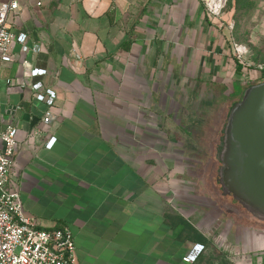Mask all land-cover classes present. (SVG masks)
<instances>
[{"label": "crops", "instance_id": "1", "mask_svg": "<svg viewBox=\"0 0 264 264\" xmlns=\"http://www.w3.org/2000/svg\"><path fill=\"white\" fill-rule=\"evenodd\" d=\"M18 2L12 30L27 37L2 69L0 130L18 128L12 174L40 226L68 225L80 264H264V220L252 227L224 192L191 204L188 190L207 187L167 179L156 160V141L169 139L160 128L172 77L187 65L190 76L228 69L223 21L201 0ZM36 67L47 72L31 77ZM38 81L57 93L49 124ZM198 243L197 258L184 260Z\"/></svg>", "mask_w": 264, "mask_h": 264}, {"label": "rangeland", "instance_id": "2", "mask_svg": "<svg viewBox=\"0 0 264 264\" xmlns=\"http://www.w3.org/2000/svg\"><path fill=\"white\" fill-rule=\"evenodd\" d=\"M218 18L223 21L217 24V33L227 50L224 66L228 69H214L213 73L202 69L200 76H190L192 69L187 65L185 75L172 77V85L177 86H172L177 88L172 93V114L160 128L164 138L169 139L156 141V160L164 166L167 179L207 187L188 190L193 194L188 195L191 204L200 202L196 198L209 201L210 195H200L201 192L222 196L220 148L230 109L242 95L236 84L246 83L249 72L264 65V0H226ZM237 44L243 45L244 53L239 54ZM237 59L245 69L237 70ZM229 196L235 206L243 207ZM250 214L251 226H257L256 217Z\"/></svg>", "mask_w": 264, "mask_h": 264}, {"label": "built area", "instance_id": "3", "mask_svg": "<svg viewBox=\"0 0 264 264\" xmlns=\"http://www.w3.org/2000/svg\"><path fill=\"white\" fill-rule=\"evenodd\" d=\"M201 1L212 19L220 17L226 5V0ZM18 9V0H0V79L4 64L13 61V44L26 42V33L14 32L10 22ZM34 46L38 47V44ZM236 49L239 54L244 53L243 45L237 44ZM77 57L80 58L78 54ZM46 72V69L36 67L30 70V76ZM258 81H264V65L250 71L246 78L247 85ZM31 87L35 97L49 106L42 119L44 124H49L53 117L50 108L55 104L57 93L52 88H44L39 81ZM38 133V128L32 131L33 135ZM17 134L18 128L11 122H6L0 130V264H80L72 229L66 224L41 227L24 206L19 180L12 174L18 148ZM55 141V136L50 137L46 147L52 148ZM204 247V244H196L184 260L194 261Z\"/></svg>", "mask_w": 264, "mask_h": 264}, {"label": "water", "instance_id": "4", "mask_svg": "<svg viewBox=\"0 0 264 264\" xmlns=\"http://www.w3.org/2000/svg\"><path fill=\"white\" fill-rule=\"evenodd\" d=\"M220 161L224 193L264 220V81L247 86L232 105Z\"/></svg>", "mask_w": 264, "mask_h": 264}, {"label": "trees", "instance_id": "5", "mask_svg": "<svg viewBox=\"0 0 264 264\" xmlns=\"http://www.w3.org/2000/svg\"><path fill=\"white\" fill-rule=\"evenodd\" d=\"M236 61H237V70H238V71H241L242 68H243V64H242L238 59H237ZM255 83H256V82H255ZM247 86H249V85H247ZM247 86H246V87H247ZM246 87H245V88H246ZM245 88H244V89H245ZM244 89L242 90L241 94L243 93ZM241 96H242V95H241Z\"/></svg>", "mask_w": 264, "mask_h": 264}]
</instances>
